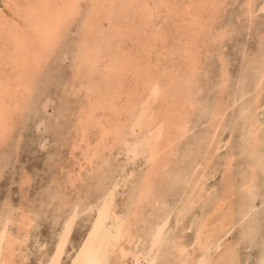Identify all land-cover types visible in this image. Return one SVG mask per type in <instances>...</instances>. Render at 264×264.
Listing matches in <instances>:
<instances>
[{
    "label": "rangeland",
    "instance_id": "1",
    "mask_svg": "<svg viewBox=\"0 0 264 264\" xmlns=\"http://www.w3.org/2000/svg\"><path fill=\"white\" fill-rule=\"evenodd\" d=\"M149 1L154 15L147 24L136 17V30L130 15L106 30L117 7L105 3L93 24L105 59L78 70L91 10L81 0L31 85L16 89L0 135V264H51L63 240L58 264H74L111 201L110 231L124 220L129 235L125 255L117 247L107 264L147 252L152 264H263L264 0ZM30 5L0 0L2 24L34 37ZM4 34L1 79L13 47ZM126 52L136 57L130 65ZM114 64L122 77L101 79ZM153 85L165 137L174 138L150 168L146 154L129 158L126 128ZM119 88L115 114L93 102L101 94L109 103Z\"/></svg>",
    "mask_w": 264,
    "mask_h": 264
},
{
    "label": "bare ground",
    "instance_id": "2",
    "mask_svg": "<svg viewBox=\"0 0 264 264\" xmlns=\"http://www.w3.org/2000/svg\"><path fill=\"white\" fill-rule=\"evenodd\" d=\"M10 1H14L15 3L17 0ZM28 1L29 3H31V5H34L33 8L30 7L31 5L28 6V10H30V14L28 15V17H32L33 25H37V29L35 32L36 35H34V37L29 38L27 35H25V33H23L22 29V31H19L16 28L11 29V27L7 26L8 23L6 21L5 22L7 25L5 24V22L4 24H2L0 20V31L5 32L4 35L6 37V45L13 44L12 49L10 51H6L9 59V63L7 65L10 66L11 69L7 67V69L9 68V70H7V74L4 78L1 79L0 75V135H2L6 130L5 125L7 124L3 125V121H7L8 112L10 113L13 110L12 108L14 107L12 106H16L17 100H15V96L18 95L16 94V89L20 87L25 88L27 84L31 85L33 78L36 74V69L38 68V66H41L42 63L46 60L51 50L53 49V45L60 38L63 29L71 23L73 17L76 15L77 11L80 10L79 8H81V0ZM105 3H107L108 5L116 4L115 7H117L115 9L117 14L115 15L116 21L111 23L106 30L113 28V24H119V22L122 23L123 21H126L129 18V15L131 17V19H129L132 25L131 28H135L134 30H136V26L138 24L135 18L141 17L144 19V21H142L141 23L147 24L150 22L152 14L154 15V11L156 9V7L153 6V4L149 0H120V2L119 0H91V10L88 14L89 16L87 19L85 33L81 37V47L78 56V70H81L83 65L89 61L90 63H93L91 65L95 66L98 62L103 61L105 59L103 51L100 48V42L98 41V36L103 35V30L95 29L93 27L94 22H96L95 20L99 19L97 18L99 12H103L102 9ZM131 7H133L132 11ZM104 9H106V7ZM23 21L25 20L23 19ZM136 52L138 53L137 50ZM124 58L125 59H123V61H125V63L123 64L130 65L132 63L133 58L135 60L136 57L130 52H126ZM111 59H113V57ZM110 67L107 71L101 74V79H104V77L110 79L111 73L118 79L122 77V71L125 69L122 64L116 66L114 64L112 65V69H110ZM115 68L117 70H120L115 72L113 71V69ZM137 72H141L139 67H135V73ZM118 84L121 85V83L119 82ZM156 87L157 86L153 85L146 96L138 98L136 100V103H133L134 113L132 117V122L128 125V128H126L127 134L134 136L133 141H127L128 145L126 151L127 154H129L130 156L129 158L134 159L135 157L137 158V156L140 154H146L147 164L150 166V168L154 167L161 153L164 151V147L169 146L172 143V139L174 138H168V136L165 137V135L168 133V126L165 127L166 120L161 119L160 115V117L158 116V113L154 107L155 103H157L159 99V92ZM119 89L120 90H116L111 96V101L109 103H107L106 100H102L101 94L98 95L97 100L95 98L96 101L93 102H99V105L103 104L105 111L111 114H115L113 111L114 102L120 99L123 92L121 88ZM85 110L88 122L86 123L87 126L84 125L83 130L87 129V127L92 124L93 120L91 119V117L94 116V112L96 111V109L92 107V104L86 107ZM126 122L129 123L130 121L127 120ZM123 125L126 124L124 123ZM152 170L146 173L145 180L150 177ZM126 179L127 177L123 180L125 181ZM109 201L111 200L109 199ZM221 204L222 202L217 206V208H219ZM130 209H132V207ZM102 210L103 211L101 212L99 218H97L95 222L91 235L89 236L82 249H80L81 251L78 254L74 264H107L110 255L117 247L119 248L121 254L125 255V250L121 246V242L125 240L129 235L128 227L123 223V220L118 225V228L114 230L115 232H111L109 222H113L114 220L118 219L112 201L111 204H109L107 207H104V209ZM160 230L156 231V233L154 234L152 240L153 244L157 242L160 238ZM63 246L64 240L61 241V243L59 244L51 264H58V261L60 260L59 258L63 250ZM8 252L11 253L9 250ZM149 254L150 252H147L145 254H142L141 257H136L134 259V264H140L141 260H145V262L147 261L149 264H152V261H154V259L148 260V256L150 258Z\"/></svg>",
    "mask_w": 264,
    "mask_h": 264
}]
</instances>
